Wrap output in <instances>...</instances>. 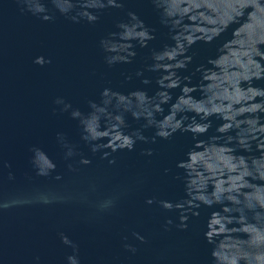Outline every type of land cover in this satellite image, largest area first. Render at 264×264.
I'll return each mask as SVG.
<instances>
[{"label":"water","instance_id":"water-1","mask_svg":"<svg viewBox=\"0 0 264 264\" xmlns=\"http://www.w3.org/2000/svg\"><path fill=\"white\" fill-rule=\"evenodd\" d=\"M121 25L144 35L125 38ZM187 35L213 39L187 46ZM178 43L186 69L154 59ZM198 105L218 111L201 120ZM145 107L156 121L175 112L185 127H210L113 151L146 123L132 115ZM94 118L107 133L96 139ZM190 150L204 157L203 194L224 191L188 205L181 229L179 210L158 201L184 196L164 169L183 177L175 162ZM61 233L81 264H264V0H0V264H67Z\"/></svg>","mask_w":264,"mask_h":264},{"label":"clouds","instance_id":"clouds-1","mask_svg":"<svg viewBox=\"0 0 264 264\" xmlns=\"http://www.w3.org/2000/svg\"><path fill=\"white\" fill-rule=\"evenodd\" d=\"M26 5H30L31 0H24ZM111 2V0H110ZM29 11L32 9L29 7ZM61 11H64L61 9ZM165 14L161 13L162 16V23H166V20L163 19V16ZM167 15H172L171 12H167ZM44 20L50 19L49 16L45 15L42 17ZM73 21L76 20V18L73 16L71 17ZM89 19H95V17H89ZM121 27H125V25H121ZM124 37L125 38H132L134 36L140 35L143 36L144 33H136L134 32L133 29H127L124 32ZM198 39H206L208 41H211L213 39V36L209 35L207 37H194L192 35H187L185 37V40L187 42V46H191L195 40ZM103 43V42H102ZM186 51V47L183 43H178L176 47L168 49L165 48L164 51L156 54L154 56V59L157 61H164V60H169V61H176V67L177 68H183L186 69L188 67V64L191 62V56H185L184 53ZM130 55H134V53H130ZM36 61H34L35 63ZM51 61L49 60L48 63ZM111 63V61H109ZM154 67H159V65H155ZM131 78V77H127ZM208 78V77H205ZM142 83L144 84H149L150 81L145 78L142 80ZM159 83V81H158ZM183 92L188 93L192 91L191 88L185 86L182 89ZM109 93L108 89H104L102 95L107 96ZM139 97L140 101L145 100V95L143 92H138L136 93ZM121 100L124 99L123 96L120 97ZM56 105H63V108H61V111H67L70 107V103H66L65 99L63 97H58L54 101ZM187 103V101H185ZM95 106V105H93ZM157 110H160L159 105L157 104L156 106ZM178 107V106H174ZM197 111L202 112L203 116L200 117L201 120H207L208 117L215 111H218V109L212 107V108H206L203 106H197ZM146 113V123L141 125V128L139 129H133V132L130 136H126L124 138L123 144H114L112 145V150L116 151L117 148H127L128 151H134L135 145L137 144L138 141L144 142V143H156L157 138H160L162 140H171V138L177 133L178 130L181 132L185 131H190L194 134H203L206 133L210 127V121L208 123H204L202 126L201 125H195V126H187L185 127L182 125L180 119L175 118V112L164 116V118L161 121H156L154 120L153 117V111L150 110L148 107H145L143 111H133L132 115L134 118L139 119L141 116H145ZM72 115H78V112H73ZM119 119V117H118ZM95 118L93 119V122L88 125L89 131H91V135L93 139H96L97 137L101 135H106L107 133H102L98 132L95 130ZM227 125H224L222 127H218L216 130L219 132H223ZM152 128L154 129V134L151 137L145 136L144 131L142 129H148ZM87 139V137H85ZM93 151H95V147L93 148ZM142 154L147 155V156H152L153 155V149L152 148H146L142 149ZM105 156L108 155V153L104 154ZM186 159H178L175 162V167L177 169H184L186 170L185 175L182 177L178 172L174 173L171 168H165L164 169V174L165 175H171L173 180H178L183 184V191H184V196L180 197L179 199L173 201L169 199H161L158 201L160 206L168 211L172 210H179V224L177 227L181 229H187L188 224L187 221L189 220V216L185 215L184 213L186 211H191L190 208H188V205H193L196 200H199L203 202L206 205L211 206L214 202H218L221 200V193L224 191L219 185L216 186L215 191L212 194L213 198H208L203 194V190L206 188V180L205 177L197 170L200 167L201 162L204 160V157L202 154L195 153L193 151H188L185 153ZM115 160H109V164H114ZM209 168L212 167V165L208 166ZM10 178H11V174ZM59 179V177H57ZM155 198L150 197L146 200V203L151 205L154 202ZM84 203L87 204V201L85 200ZM92 206L96 209L97 212H102L103 207L99 204V202H94L92 203ZM195 207H199V204H195ZM193 215H198V213H193ZM215 215V214H214ZM173 223L172 219L169 218L166 221V224L171 225ZM213 224L218 223L217 220L212 221ZM224 225H220V230L223 231ZM203 237L208 239V242L211 243V237L213 233L211 231H204L203 232ZM61 241L64 245L69 246L72 249V254L67 255L66 260L67 264H81V260L79 257V246L76 242L73 240L69 239L67 235H64L61 233ZM139 239L143 240V237H138ZM125 247L131 248L130 245H125ZM131 251L135 252V248H131ZM211 255L213 257H219L220 253L218 251L213 250L211 252ZM38 259V258H37ZM231 264H237V260L233 258L231 260Z\"/></svg>","mask_w":264,"mask_h":264}]
</instances>
